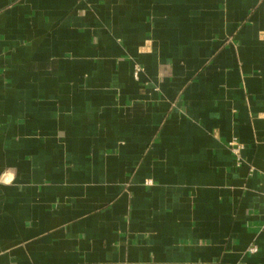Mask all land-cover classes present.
I'll use <instances>...</instances> for the list:
<instances>
[{"label":"crops","instance_id":"obj_1","mask_svg":"<svg viewBox=\"0 0 264 264\" xmlns=\"http://www.w3.org/2000/svg\"><path fill=\"white\" fill-rule=\"evenodd\" d=\"M0 264H264V0H0Z\"/></svg>","mask_w":264,"mask_h":264},{"label":"built area","instance_id":"obj_2","mask_svg":"<svg viewBox=\"0 0 264 264\" xmlns=\"http://www.w3.org/2000/svg\"><path fill=\"white\" fill-rule=\"evenodd\" d=\"M143 69V67L141 65H136L134 68V76L138 77L140 74V71ZM231 147L233 148L234 152L237 155L238 160L241 162V150L243 148V145L236 139L232 140L231 142ZM253 168V167H252ZM249 250L251 252H255L258 250V246L257 244H253L252 246H250Z\"/></svg>","mask_w":264,"mask_h":264}]
</instances>
